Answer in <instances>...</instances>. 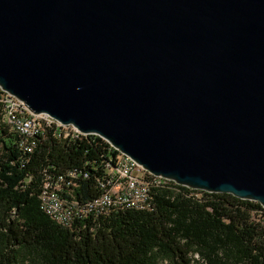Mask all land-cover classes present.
Here are the masks:
<instances>
[{"label":"water","instance_id":"95a60500","mask_svg":"<svg viewBox=\"0 0 264 264\" xmlns=\"http://www.w3.org/2000/svg\"><path fill=\"white\" fill-rule=\"evenodd\" d=\"M0 90L264 209V0H0Z\"/></svg>","mask_w":264,"mask_h":264},{"label":"trees","instance_id":"16d2710c","mask_svg":"<svg viewBox=\"0 0 264 264\" xmlns=\"http://www.w3.org/2000/svg\"><path fill=\"white\" fill-rule=\"evenodd\" d=\"M3 95L0 90V264H264L259 203L172 181L151 187L146 210L91 213L61 226L42 206L45 181L63 177L64 198L92 202L119 152L96 135H50L25 150L23 137L4 123Z\"/></svg>","mask_w":264,"mask_h":264},{"label":"built area","instance_id":"2783aa9c","mask_svg":"<svg viewBox=\"0 0 264 264\" xmlns=\"http://www.w3.org/2000/svg\"><path fill=\"white\" fill-rule=\"evenodd\" d=\"M1 102L4 104V123L6 124L7 120H14L15 125H19V131L34 132L38 138L43 139L50 135L73 140L87 136L72 125L61 124L48 114H35L24 102L7 93H4ZM16 133L19 134V132ZM36 145L29 144L28 146L23 142V148L28 151H32ZM69 176L75 179L78 174L71 172ZM163 180L165 179L150 174L131 158L119 153L108 177L99 184L100 196L92 202L81 203L76 201L79 205V213H70L60 204V194L68 193L62 183L63 177L55 182L46 180L40 197H44V204L54 207V214L50 215H55L58 218H70V223H75L76 220L86 218L91 213H95L96 217L108 214L113 210L114 201L126 195L142 193L144 196L150 197L151 187L162 184Z\"/></svg>","mask_w":264,"mask_h":264},{"label":"bare ground","instance_id":"6f19581e","mask_svg":"<svg viewBox=\"0 0 264 264\" xmlns=\"http://www.w3.org/2000/svg\"><path fill=\"white\" fill-rule=\"evenodd\" d=\"M7 125H10L15 132H19V135L23 137V142L26 144H36L35 140L38 138V135L34 132L28 131H19V125H15L14 120H7ZM6 125V126H7ZM44 211L47 214H54V207H49L47 204H44V197H40ZM60 204L64 206L66 210H69L70 213H79V205L75 201L66 199L60 194ZM151 207L150 197L144 196L142 193H132L126 195L125 197L114 201L113 209H136V210H146ZM53 220L57 223L70 227L73 225L70 223V218H58L55 215H50Z\"/></svg>","mask_w":264,"mask_h":264}]
</instances>
